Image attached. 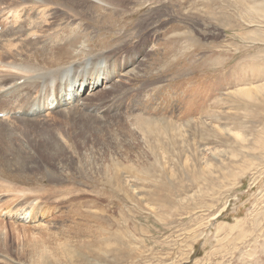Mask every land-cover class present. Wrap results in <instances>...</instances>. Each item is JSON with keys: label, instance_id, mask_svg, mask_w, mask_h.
<instances>
[{"label": "rangeland", "instance_id": "374dc122", "mask_svg": "<svg viewBox=\"0 0 264 264\" xmlns=\"http://www.w3.org/2000/svg\"><path fill=\"white\" fill-rule=\"evenodd\" d=\"M47 1L0 37V264H264V0Z\"/></svg>", "mask_w": 264, "mask_h": 264}, {"label": "bare ground", "instance_id": "6f19581e", "mask_svg": "<svg viewBox=\"0 0 264 264\" xmlns=\"http://www.w3.org/2000/svg\"><path fill=\"white\" fill-rule=\"evenodd\" d=\"M1 2H6L7 4L5 5V6H2V7H0V26H1V28H0V37L1 36H8L9 35V33H5V30H6V27H7V23H11V24H14V23H16V21H18L17 20V18L14 20L13 19V17H8L7 15H8V13H10V12H12L13 10H19V9H24V8H27V9H29V11L31 12H35V13H37L36 14V16H34L33 17V15L30 17V18H28L27 20H26V22L28 23V26L30 27V25H32V27L33 26H37V25H40L41 23H40V17L38 16V14H40L42 11L41 10H43V8H41V9H39L38 8V6H40V7H47V6H43L42 4H48L49 2L47 1V0H0ZM94 2H98V0H93ZM40 4V5H39ZM36 6V9L34 8ZM48 6H49V4H48ZM37 8H38V10H37ZM23 13H25L24 11H23ZM24 15V14H23ZM26 15V14H25ZM17 16V15H16ZM15 16V17H16ZM14 17V18H15ZM19 20H23V19H19ZM31 28V27H30ZM33 32H34V30H33ZM35 35H38V34H35ZM2 48H4V46H2V44H1V42H0V50L2 49ZM0 70H7V71H13V72H16V71H18V70H21V69H24L25 70V72H29V71H31L32 69H31V67H18V66H16V65H13V64H11L9 61H6L3 57H2V54H1V51H0ZM3 61V62H2ZM39 70V69H38ZM43 71V70H42ZM45 71H48V70H45ZM69 71H70V69H68L67 71H63V70H61V68L60 69H56V70H53V71H50L51 72V74L53 75V73H55V72H57V73H61L62 75L61 76H63L64 78H62V80H61V82H63V80H68L69 79V76H70V73H69ZM13 72H12V74H13ZM40 72V71H39ZM90 73V72H89ZM47 74V73H46ZM50 74V73H49ZM14 75V74H13ZM51 76V75H50ZM54 76H55V74H54ZM27 77H29V78H31L29 75H27ZM20 78H22V76L21 75H19V76H17V75H14V84L12 85V87L13 86H15L16 85V83H17V81H19L20 80ZM81 79H83L84 80V78L82 77ZM97 79V78H96ZM102 80V78L99 76L98 77V79H97V84H99L100 83V81ZM69 81V83H70V86L69 87H71V85L72 86H77V84H76V82H78V80L77 79H73L72 78V80L70 81V80H68ZM85 83H83L82 84V86L84 87L85 85H84ZM112 84V83H111ZM96 87V86H95ZM68 88V87H67ZM62 89V88H61ZM99 89V88H98ZM72 90H73V87L72 88H69L68 89V91L69 92H72ZM91 90V89H90ZM87 91L86 93H89V92H91V91ZM8 92V88H6V89H2V90H0V96H3V95H5L6 93ZM68 94V93H67ZM73 93H69L68 94V96L65 98V101H69V100H71V99H73L74 98V96L72 95ZM1 98H3V97H1ZM59 99V98H58ZM61 103V101L59 102V100H57L56 98H51L50 99V102L48 103L49 105H51V106H56V105H58V104H60ZM36 111H38V108H36V109H31V110H28V113H34V112H36ZM1 113V112H0ZM2 114V113H1Z\"/></svg>", "mask_w": 264, "mask_h": 264}]
</instances>
